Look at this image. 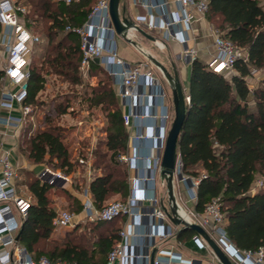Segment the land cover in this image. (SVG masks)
<instances>
[{"label":"trees","instance_id":"trees-1","mask_svg":"<svg viewBox=\"0 0 264 264\" xmlns=\"http://www.w3.org/2000/svg\"><path fill=\"white\" fill-rule=\"evenodd\" d=\"M96 1L66 4L62 0H15L17 5L27 7L22 13L26 25L45 40L38 46L42 49L39 61L29 65L26 103L32 108L41 104L40 94L50 73L72 84L82 82L80 37L67 26L84 24ZM207 2L208 20L222 36L245 51L247 60L239 58L233 74L218 73L199 57L192 61L190 102L178 139L182 172L200 177L196 211L203 212L210 201L218 198L230 242L241 250L262 249L264 254V79L254 87L248 81L254 70L264 69L263 0ZM103 36L107 43L112 33L104 31ZM90 68V73L105 78L99 79L93 88L90 101L105 108L108 126L105 141L95 150L94 167L99 171L91 176L86 187L96 205L103 207L112 197L127 198L131 192L127 167L120 159L128 150L129 132L108 71L98 59L91 62ZM4 77L5 72L0 69V98ZM70 106L67 102L49 107L43 113L42 126H30L21 133V142L28 146L33 162L48 161L67 173L75 170L64 139L65 130L54 123ZM146 151L143 148V153ZM27 186L35 201L29 202L18 237L27 252L36 258L45 255L52 261L107 263L108 253L120 240L123 216L90 222L82 231L70 230L63 238L52 239L57 211L49 193L54 184L37 175ZM73 197L70 206L80 212L82 203ZM195 235L193 229L183 228L174 237L182 241Z\"/></svg>","mask_w":264,"mask_h":264},{"label":"built area","instance_id":"built-area-1","mask_svg":"<svg viewBox=\"0 0 264 264\" xmlns=\"http://www.w3.org/2000/svg\"><path fill=\"white\" fill-rule=\"evenodd\" d=\"M66 4L79 3L83 0H62ZM142 5L147 13L138 17L135 23L140 26L143 23L144 30L163 31L167 37L176 39L183 44V58L191 64L198 57L197 51L189 45L190 31L193 30L196 12L206 14L208 10L207 0H161L143 1ZM173 5L174 9L169 7ZM25 7L17 5L15 0H0V53L7 54V63L3 68L5 77L14 86L3 87L0 98V106L13 108L18 105L20 115L8 114L0 116V125L19 130L32 106L26 103L29 94V55L32 46L40 42L39 35L29 29L22 13ZM139 22V23H138ZM80 37L82 59L81 68L86 71L91 62L98 59L108 71L113 80L119 84V96L122 104L128 108L123 113V122L126 127H132L135 120L139 121L136 131L130 134L132 154H122L120 159L132 170L130 176V194L125 200H114L98 207L89 191L85 188L82 192V210L86 218L92 222L108 221L119 216L136 218H148L152 228L147 233H139V236L148 237L150 245L148 250L139 254L130 249L131 232L122 230L120 240L108 253L106 264H132L134 260L144 258L146 264H151L152 250L160 247L161 243L174 237L177 233V224L168 216L167 211L157 193V182L162 170V160L166 146L168 132L173 121L172 108L167 105V94L158 86V79L153 71L152 63L146 59L137 64L126 61L118 50L116 30L110 13V0H97L84 24L70 27ZM104 31L112 33L107 43H104ZM133 32V33H132ZM137 30H132L130 35L136 38ZM158 46L165 47V42L160 38L154 39ZM216 54L209 62L210 67L218 73L229 74L234 70L239 58L247 60L245 51L237 46L231 39L222 36L219 32L215 36ZM146 82V83H144ZM145 84V85H144ZM144 85V86H143ZM145 96L157 100L158 110L154 114H143L135 109L134 99ZM190 102V96L186 98ZM154 119L153 125L143 124L144 119ZM150 142V147L143 153L142 144ZM3 137L0 130V264H13L16 260L19 264H76L73 262H52L44 256L36 261L24 247H18L17 235L22 226V219L27 215L29 201L25 199L17 186V167L15 166L10 150H2ZM84 162V159H80ZM54 176H49V173ZM176 175L183 181L192 199L197 201V188L200 177L190 176L182 172V163L178 156ZM42 179H48L55 184L59 179L68 177L60 172H52L44 166L39 173ZM261 184V181L259 182ZM149 185L151 190H147ZM179 204V203H178ZM180 208L183 207L179 204ZM181 212V210H180ZM199 213V212H197ZM199 222L207 230L217 232L223 242V249L236 264H264L263 250H241L235 247L227 238L225 232V219L220 208L219 199L210 201L203 212L199 213ZM158 220V224H156ZM190 222L192 219L188 220ZM76 214L71 210L61 209L57 211L53 219L55 228L75 226ZM194 240L201 248L211 251V258H185L182 253L170 248H158L154 255V264H220L205 239L195 236Z\"/></svg>","mask_w":264,"mask_h":264},{"label":"crops","instance_id":"crops-1","mask_svg":"<svg viewBox=\"0 0 264 264\" xmlns=\"http://www.w3.org/2000/svg\"><path fill=\"white\" fill-rule=\"evenodd\" d=\"M143 1L149 2V1H157V0H143ZM22 6L25 7V9H27V7L25 5H22ZM262 6L264 8V0L262 2ZM169 8L170 9H174V6L171 5ZM120 9H121V12L123 14H125L128 17H131L134 21H137L139 16L144 15V14L147 13L146 8L142 5V0H121ZM22 18H23V16H22ZM23 20L25 22L24 18H23ZM25 24H26V22H25ZM139 25L144 27L142 29H145V26H144L143 23H140ZM193 26H194L193 30L190 31V37L191 38L189 40V45L192 46L197 51V54H198L199 58H201L202 60H204L207 63H209L212 60V58L214 57V55L216 54V46H215L214 40H215L216 33H218V30L213 25V23L208 20V18L206 17V14H202L200 12H196L195 21H194ZM28 28L31 29L30 27H28ZM31 30L35 34L39 35L40 42L35 43L32 46V50H31L30 55H29L30 63L32 62V57L33 56L34 57L37 56L38 59H40V56L42 54V49H40L38 46L43 45L45 43L44 38L42 39L41 35L38 32L34 31L33 29H31ZM145 31L147 33H149L150 35H152L154 38H160V39H162L165 42V47L158 46L155 43V45L158 48H160V49H162L164 51H167V54L165 55V58H163L152 47L145 45L141 41V39L143 37L149 39L148 37H146L142 33L136 32L135 33L136 34V38L135 39L139 40L142 43V45L153 56H155L156 58L157 57L160 58L159 60L166 67H167V62L170 63V65H171L170 67L172 68V71L174 72L175 69L177 70V72L179 74V77H180V80H181V83L183 84L185 89L188 90L189 89L190 72H191V64L186 63V61L183 58V44L180 41L176 40V39L167 37L165 32H163V31H155V30H153V31L145 30ZM36 48L41 50V51H39V52H41L40 55L39 54L38 55L35 54V53L38 52L36 50ZM134 50L140 55L141 59L138 60V61H141V60L144 61V60L147 59V58L143 57V55L137 49L134 48ZM6 63H7V54L4 53V52L0 53V69H3L5 67V65H6ZM152 66H153L152 67L153 71H154V73H155V75H156V77L158 79V81H157L158 82V86L157 85L154 86L153 89L157 90L158 87H162L165 90L166 94H167L166 103H167V105H169L172 108V97L170 96V98H169V94H168V91H167V87L168 86L171 87L170 82L165 77L166 78V82H167L165 84V82L163 80V76L164 75L161 72V70L158 67H156L153 63H152ZM90 67H91V65L84 72V80H89V79L92 78L91 77L92 75L90 73V69H91ZM156 68H158L159 70L156 69ZM167 68L169 70L171 69V68H169V66ZM233 73H235V69L233 71H231L230 74H233ZM250 77L251 78H253V77L256 78L257 77L259 79V81L264 79V69L254 70L253 71V75L250 76ZM3 80H4V86L3 87L10 88V87L14 86L8 79L4 78ZM112 81H113V86H114L115 92H116V94L118 96V99H119L121 105H122V107H121L122 108V113H124V112H126L128 110V108H126L122 104V100H121V98L119 96L120 86H119V84H117L113 80V78H112ZM144 83H146V82H144ZM133 103H134L135 109L138 110L139 112L143 113V114H151V113L154 114L158 110L157 100L155 98H153V97H150V96H145L143 98H135ZM70 108H71V110H74L73 106H71ZM87 113H88V111H86L85 109H82V114H83L82 117L86 116V119H84V118H81V119L77 118L76 119V118L71 117V120H72V122H75V124H78V126H79L78 128L81 131L85 130V131H87V134L94 135V132L97 130V126L96 125H98V123H95L94 121L91 122L90 119L87 118ZM8 114L20 115L21 113H20L19 106L15 105L13 108H6V107L0 106V116H5V115H8ZM65 114H66L67 117L70 116V113H68V110H67V112ZM35 117L36 116L34 114L28 115V117L26 118L25 122H27V120H29V119L30 120H34ZM87 119H89V120H87ZM141 122L143 124H146V125H153L154 124V119L146 118V119H144ZM138 124H139V121L135 120V122H134L132 127H127V130L129 132V136H130V134H132V133H134L136 131V126ZM84 126H86V127L83 128ZM25 128L26 127H24V125H23L19 130L14 131L11 128H7V127H5L3 125H0V130H1V133H2V137H3L2 150H10L11 151V156L13 157L14 164H15L16 157H17V154H18L17 134H18V137H19V135H21V133H22V130L23 129L25 130ZM33 128H35V125L33 126ZM142 146L148 150V148L150 147V142L146 141V142H144L142 144ZM1 152L2 151H0V153ZM132 152H133V150H132V147H131V140H130V137H129L128 150L126 151L125 154H132ZM125 165L127 167L128 181H129L130 176L133 175V173H134V170H132L126 163H125ZM15 166H16V164H15ZM86 188H88V187H86ZM186 188H187V186H186ZM146 189L149 191V190H151V187L149 185H147ZM157 193H158V196H159L158 182H157ZM187 193H188V196H189L187 198V200H186V204H187L188 208L185 205H183L182 203H180V201L178 199L177 192L175 190V196H176L177 202L183 207V209L181 210V214L184 216V218H186L188 220L192 219V221H194V222H199V216H198L199 213H197V211L195 209L196 201L192 199L191 193L188 191V188H187ZM22 196L25 199H27L29 202L35 201V198H34V196L31 193H29V195L26 196V197L24 195H22ZM75 196L82 203V199H83L82 193L81 194H77ZM116 196H120V195H116ZM127 198H125V199H127ZM52 199H53V206L55 207L56 211L61 210L62 208L59 207V205H58L57 197L56 196H52ZM160 200H161V202L163 204V207L166 210V208H168V206H166V204L163 201V199H160ZM70 203L71 202L68 201L67 205L69 206ZM73 212L76 214V222H75L76 224H75V226L66 227V228H55L53 233H52V237H51L52 239L63 238L65 236L66 232L70 231V230L78 229V231H82L84 229V226L87 223L92 222V221H90V220H88L86 218V215L83 212V210H81L80 212H77V211H73ZM156 224H158V220H156ZM176 226H177V232H178L181 229V226H179V225H176ZM152 228H154L153 225L150 224L148 218H146V217L133 219L132 217L125 215V216H123V221L121 223L120 232L122 230H128V231H130L132 233L131 236H130V249H131V251H133V253L139 254V253H141L143 251L148 250L149 245H150V239L148 237L139 236L138 234L139 233H147ZM208 231L210 233V230H208ZM120 232H119V235H120ZM195 236H193L189 240H182V241L178 240L175 237H172V238L164 241L163 243H161L160 247H158V248H161V247L165 248V249L173 248V249L181 252L183 257H185V258H198V259L211 258L212 259L211 255H210L211 254L210 249L201 248L199 246V244L194 240ZM201 239L203 240L202 237H201ZM17 246L25 248V246L20 244L19 242L17 243ZM158 248L153 249L151 253L152 254L154 253V255H156L157 252H158ZM29 255L33 259H35L36 261H39V259L41 257L45 256V255H42L41 257L36 258V257H33V255L30 254V253H29ZM60 261L67 262V261H64V260H56V261H52V262H60ZM146 263H147L146 259L139 258V259L134 260L132 264H146ZM13 264H19L18 261L16 260V257H15V261H14Z\"/></svg>","mask_w":264,"mask_h":264},{"label":"rangeland","instance_id":"rangeland-1","mask_svg":"<svg viewBox=\"0 0 264 264\" xmlns=\"http://www.w3.org/2000/svg\"><path fill=\"white\" fill-rule=\"evenodd\" d=\"M116 40L118 42L117 44H118L119 53L126 61L132 64H137L142 61V60L138 61L141 59L140 55L134 50L133 46L129 42H127L122 36L116 34ZM141 41L145 45L152 47L163 58H165L167 51L158 48L155 45L154 40L143 37ZM36 50L38 52L35 54L40 55L41 52L39 51L41 50H39L38 48H36ZM32 61H39V59L37 56L36 57L33 56ZM168 66L169 68H171L170 63L167 62V67ZM170 71L174 73L172 71V68L170 69ZM84 72L85 71L80 66V75L82 78V82L80 84H72L69 81H67L65 78L57 74L50 73L48 75V82L45 86V89L40 94L41 104L39 105V107L33 108L31 111L36 116L35 119L34 120L29 119L27 120V122H24L23 124L24 127L26 128L30 126L33 127L34 125L35 127L40 125L42 126L43 125L42 118L45 110L59 103L65 105L67 102H70L71 106H73L74 108V110H71L70 108L71 106L68 108V113H70V116L67 117L65 113L61 114L54 120V123L62 126L63 129L65 130L64 139L72 153V158L75 163V170H73L70 173H67L65 170H62L57 166H54L48 161L44 163L33 162L28 156V146L21 142L22 136L19 135L18 137L17 134L18 154L16 157L15 164L17 167V174H18L16 183L20 191L19 193L24 195L25 197L29 195L30 191L28 189L27 184L32 178H34L37 175L39 176V174H36L34 172V169L37 165L42 164L45 167L49 168L52 172H60L68 177V180L59 179L58 181H56L49 195L51 197L52 196L57 197V202L59 207L71 211H74L73 209L74 205L68 206L67 205L68 201L74 203L73 196L77 194H81L83 192V189H85V187L87 186L91 176L97 171H99V169L95 170L94 167L95 164L94 162L97 158L95 154V150L100 146L101 142L105 141L107 137L108 121H107L105 108H103L102 106H98V107L94 106L90 101L93 88L98 84L99 79L104 80L105 78L103 75L99 73L98 74L91 73L92 78L89 80H84ZM163 80L166 84L167 82L165 76H163ZM248 81L251 84V86L254 87L258 85L259 79L257 77L256 78L249 77ZM183 88L185 89L184 86ZM167 91L169 94V98L170 96L172 97V111L174 115L172 88L168 86ZM82 109L88 111L87 118H89L91 122L94 121L95 123H98V125H96L97 130L94 132V135L87 134V131L85 130L81 131L78 128L79 127L78 124H75V122H72L71 120V117L76 119L77 118L86 119V116L82 117L83 115ZM85 127L86 126H84L83 128ZM23 131L24 129L22 130V133ZM102 149H105L104 146H102L101 150ZM81 158L84 159V162L80 160ZM175 190L177 192L180 203H182L188 208L186 204V200L189 196L187 193L186 184L180 180L178 175L174 177V192ZM158 192H159V198L163 199L166 206H168V208L170 209L171 205H170L167 181L162 179L161 176H159L158 179ZM114 200H125V198L121 196H114L108 202ZM210 234L220 245H223L222 239L217 232L212 230L210 231Z\"/></svg>","mask_w":264,"mask_h":264},{"label":"water","instance_id":"water-1","mask_svg":"<svg viewBox=\"0 0 264 264\" xmlns=\"http://www.w3.org/2000/svg\"><path fill=\"white\" fill-rule=\"evenodd\" d=\"M121 0H110V13L112 21L116 30V33L122 36L127 42H129L135 49H137L143 57L151 61L156 67H158L163 75L168 79L172 87L173 95V106H174V117L171 124V128L168 132L166 146L164 150L163 160H162V170L161 178L167 181L169 199L171 208H166L169 218L177 225L181 226V229L190 228L196 232V236L202 237L206 240L210 248L213 250L214 254L218 258L220 264H235L231 257L226 253L223 247L211 236L209 231L197 222H190L184 218L181 214L180 206L177 202L175 192H174V177L177 171V161H178V139L181 133V129L187 114V100L186 98L190 96L189 89L183 88L179 74L177 70L172 73L158 58L153 56L142 43L132 37L130 32L132 30H137L151 40L155 38L147 33L144 29L139 27L135 21L126 16L121 12L120 9ZM44 169V165H37L34 169L36 174H39ZM49 176H54L53 173H49ZM48 181V179H44ZM64 182V180H63ZM226 232V231H225ZM20 233V231H19ZM17 235V239L19 237ZM227 236V234H226ZM228 238V236H227ZM151 264H154V253L152 254Z\"/></svg>","mask_w":264,"mask_h":264},{"label":"bare ground","instance_id":"bare-ground-1","mask_svg":"<svg viewBox=\"0 0 264 264\" xmlns=\"http://www.w3.org/2000/svg\"><path fill=\"white\" fill-rule=\"evenodd\" d=\"M182 210V209H181ZM186 219V218H185ZM188 220V219H187Z\"/></svg>","mask_w":264,"mask_h":264}]
</instances>
